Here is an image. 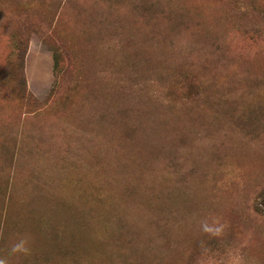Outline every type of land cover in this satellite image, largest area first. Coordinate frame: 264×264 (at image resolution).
<instances>
[{
    "label": "rangeland",
    "instance_id": "obj_1",
    "mask_svg": "<svg viewBox=\"0 0 264 264\" xmlns=\"http://www.w3.org/2000/svg\"><path fill=\"white\" fill-rule=\"evenodd\" d=\"M0 256L264 264V0H0Z\"/></svg>",
    "mask_w": 264,
    "mask_h": 264
},
{
    "label": "clouds",
    "instance_id": "obj_2",
    "mask_svg": "<svg viewBox=\"0 0 264 264\" xmlns=\"http://www.w3.org/2000/svg\"><path fill=\"white\" fill-rule=\"evenodd\" d=\"M221 227L215 228V233L219 234ZM205 231H212V229L205 228ZM31 253V241L27 234L18 235L13 238L9 247L8 254L12 257H26ZM0 264H10L9 259L5 256H0Z\"/></svg>",
    "mask_w": 264,
    "mask_h": 264
}]
</instances>
